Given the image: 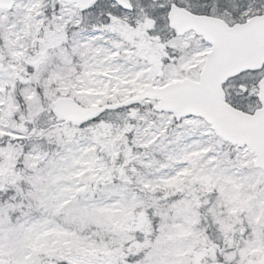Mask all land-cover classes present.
I'll list each match as a JSON object with an SVG mask.
<instances>
[{
    "label": "snow or ice",
    "instance_id": "1",
    "mask_svg": "<svg viewBox=\"0 0 264 264\" xmlns=\"http://www.w3.org/2000/svg\"><path fill=\"white\" fill-rule=\"evenodd\" d=\"M0 264H264V0H0Z\"/></svg>",
    "mask_w": 264,
    "mask_h": 264
}]
</instances>
